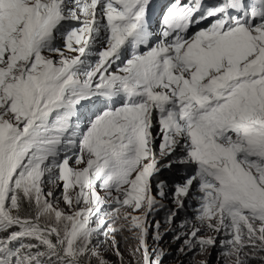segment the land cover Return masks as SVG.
Here are the masks:
<instances>
[{"label": "snow or ice", "instance_id": "6c2138e0", "mask_svg": "<svg viewBox=\"0 0 264 264\" xmlns=\"http://www.w3.org/2000/svg\"><path fill=\"white\" fill-rule=\"evenodd\" d=\"M118 235L264 264V0H0V264Z\"/></svg>", "mask_w": 264, "mask_h": 264}, {"label": "clouds", "instance_id": "9594fccd", "mask_svg": "<svg viewBox=\"0 0 264 264\" xmlns=\"http://www.w3.org/2000/svg\"><path fill=\"white\" fill-rule=\"evenodd\" d=\"M61 207L63 205L61 204ZM163 213H161V216ZM184 213H181V216H183ZM159 218V217H158ZM125 235H129L125 233ZM101 240H103V237H100ZM117 239L120 242V251L123 253L125 264H129V261L131 259L130 256V247L135 246V241L131 239L129 236V239L125 240L124 236H117ZM149 243H152L151 240H149ZM162 247L167 250V255L163 258V264H197V261L201 259H208L209 264H217V251H213L210 257H201L199 255L192 257V254L189 253L188 256H184L183 254L179 253L177 251V248L179 247V242L172 243L170 237H165L164 241L161 242ZM101 254L110 262V264H120L119 258L115 255L114 251L111 248V243H104L101 246Z\"/></svg>", "mask_w": 264, "mask_h": 264}]
</instances>
